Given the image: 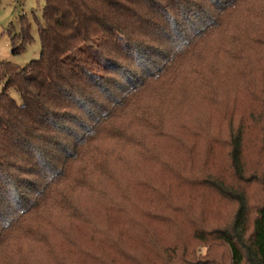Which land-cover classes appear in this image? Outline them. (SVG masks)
<instances>
[{"label": "trees", "instance_id": "16d2710c", "mask_svg": "<svg viewBox=\"0 0 264 264\" xmlns=\"http://www.w3.org/2000/svg\"><path fill=\"white\" fill-rule=\"evenodd\" d=\"M259 13L264 0H47L40 58L25 67L0 62V264L39 248L53 256L50 264H82L73 256L104 264L101 253L62 229L87 216L85 199L103 221L111 215L138 223L175 220L178 206L162 211L153 202L133 204L123 193L116 200L105 185L137 161H158L160 175L176 182L198 178L160 148H182L191 162L202 148L225 144L242 179V120L249 110H241L248 98L262 109L264 148ZM8 33L14 54L33 41L26 17L21 33ZM147 184L133 185L149 193L164 189ZM216 187L239 208L230 226L211 232L213 240L229 248L228 264H264V208L251 224L244 195ZM100 239L101 231L90 238ZM125 250L119 254L133 260Z\"/></svg>", "mask_w": 264, "mask_h": 264}, {"label": "rangeland", "instance_id": "374dc122", "mask_svg": "<svg viewBox=\"0 0 264 264\" xmlns=\"http://www.w3.org/2000/svg\"><path fill=\"white\" fill-rule=\"evenodd\" d=\"M47 0H0V62H10L25 67L41 56V40L39 23L43 22V11ZM244 5V4H243ZM242 5V6H243ZM258 28L264 27V13H259ZM26 17L31 24L33 41L20 54L12 52L8 31L21 33V19ZM246 54V59L251 56ZM3 84L0 83V94ZM11 96L20 104L21 98L15 90ZM263 97V96H262ZM247 116L243 117L244 132V177L240 179L231 169L229 148L225 144L215 145L213 148H202L189 162L187 153L178 148H160L165 159L171 157L177 160L178 168H192L197 173L195 181L176 182L169 174L161 176L158 161L140 163L117 173V181L107 182L110 191L116 195L125 194L133 204H156L158 210H167L170 205L178 206L175 220L167 216L155 217L142 223L124 215H111L107 219L99 216L90 208V199L82 202L87 216L80 219L68 220L63 225V231L70 233L73 242L82 248L91 247L101 253L104 264H228L231 259L229 248L220 241L213 240L211 232L217 228L230 226L239 208L235 198H229L217 189L216 184H223L244 195L250 212V222L258 211L264 208V148L262 146V109L258 104L254 106L248 98L245 100ZM256 107V113L250 110ZM221 114V113H220ZM219 114V116H220ZM230 120V119H229ZM245 123V124H244ZM227 124L223 123L226 127ZM227 128V127H226ZM228 134L224 130V136ZM132 152V151H131ZM128 170V171H126ZM129 171L133 174L128 175ZM160 183L164 189L162 193H149L145 188L133 184ZM133 183V184H132ZM147 184V185H148ZM129 187V191L121 188ZM148 202V204H147ZM162 220V223H158ZM61 230V229H60ZM59 230V231H60ZM101 231V243L91 241ZM88 240V241H87ZM47 248V247H46ZM126 249L127 254H133L130 260L119 254V250ZM33 250V249H32ZM56 252V251H55ZM66 252V251H65ZM131 252V253H130ZM67 254V252H66ZM57 255H60L57 252ZM51 256V257H50ZM47 255L41 248L35 254L27 252L19 256L15 264H50L52 255ZM61 257V256H59ZM72 257V256H71ZM115 258V260H113ZM123 258V259H121ZM126 259V260H124ZM74 262L93 264L88 257L73 256ZM14 263V260L12 261Z\"/></svg>", "mask_w": 264, "mask_h": 264}]
</instances>
